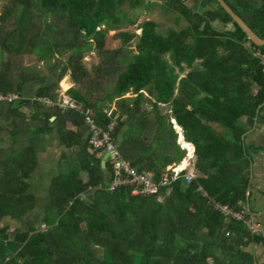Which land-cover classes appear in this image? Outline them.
I'll return each instance as SVG.
<instances>
[{"label": "trees", "instance_id": "trees-1", "mask_svg": "<svg viewBox=\"0 0 264 264\" xmlns=\"http://www.w3.org/2000/svg\"><path fill=\"white\" fill-rule=\"evenodd\" d=\"M5 1L0 16L2 91L24 94L26 84L39 79L36 72L22 69L25 53L45 62L51 73L59 68L55 80L36 89L37 97L54 101L58 81L71 70L77 86L67 94L104 129L109 124L105 110L114 105L112 138L122 158L136 170L156 175L184 156L170 116L158 106L166 105L185 141L194 146L197 177L190 183L179 179L169 192L161 188L157 197H132L127 187L109 192L110 167L102 168V158L90 148V135L83 141L60 125L68 121L82 128L83 115L54 108L56 119L50 124L44 104H15L16 110L8 111L10 124L0 127V143L12 147L18 137L47 133L56 125L61 143L78 146L79 152L74 168L50 185V202L39 224L46 225L43 232L34 224H20L37 206L28 193L38 164L35 149L0 157V264H253L245 248L264 240L251 236L240 222L225 221L214 204L239 209L245 195L248 163L241 140L264 105V58L256 55H264V47L254 46L217 0H207L216 11L202 14L192 13L184 0H166L164 5L187 24L185 29L161 36L155 23L145 22L139 35L115 34L121 44L113 50L107 49L108 32L102 28L123 24L125 17L117 12L122 0ZM224 1L264 40V5ZM129 7L137 9L139 1ZM216 21L233 30L216 31ZM93 49L100 62L89 70L82 58ZM67 51L66 61H50ZM1 52L9 54L6 61ZM103 80L111 84L110 91ZM128 92L135 97L123 98ZM144 104L150 112H142Z\"/></svg>", "mask_w": 264, "mask_h": 264}, {"label": "crops", "instance_id": "crops-1", "mask_svg": "<svg viewBox=\"0 0 264 264\" xmlns=\"http://www.w3.org/2000/svg\"><path fill=\"white\" fill-rule=\"evenodd\" d=\"M138 1H139V7L135 10H130L129 7L130 3L135 2V0H122V6H120L117 10V12L121 16H124L125 18L126 16L129 15L130 16L132 15L135 18V19H131V20L127 19L126 21L125 20L123 21L126 22L128 26H130L131 28L137 27L138 35L140 32L139 26L141 24L145 22H152V21H148V18H150L153 15L154 11H161L162 17H164L163 19L164 21L168 22L170 20V18L166 20L167 18L166 16H168L169 14L170 16L172 15L171 19L175 21V23H179L180 25L185 27L187 26V24L184 21L178 19L179 17L177 14L168 11L166 5H164V1L166 0H138ZM241 1L248 3V5L252 6L253 8H260L263 7L264 5V0H241ZM184 3L185 6L188 7L192 13L202 14L208 11H216L215 5H213V3H208L207 0H184ZM122 7L123 9L127 7L129 15H127V12H122V13L120 12ZM139 18L141 19V21L143 20V22H140ZM212 26L216 31L219 32H227L233 30V26L231 24L224 25L220 21L214 22ZM185 27L178 31L175 29H170V30L179 32L185 29ZM118 33H135V32L130 31V32H118ZM69 53L71 52L68 51L64 52L63 55L55 54L54 58H52L50 61L54 62L58 58H61L62 61H66L69 56ZM27 55H32V54L25 53L23 55L21 67L27 74L34 73V71H27V69L24 67L25 66L24 58ZM40 63H42L43 65L45 62H40ZM188 70L189 69H185V71L179 75L180 78L184 77L187 74ZM58 73H59V68L57 69L56 72L51 73L49 72L48 67L46 69V73H42L41 71L40 72L38 71V73L36 72V74L39 76V79L28 82L25 86L24 95L27 97L26 101L27 102L33 101V97L35 96L34 93L36 89L40 85H43L46 82H49L50 80H55ZM63 83L67 86L66 90L62 86ZM57 85L58 86L55 91L56 93L55 100L51 101L49 100V98H45V100H47L49 104H53V105L44 104L45 107L47 108V114L50 116L49 118L50 124L54 123L56 119L53 116V114L57 113L56 110H59L56 106H54V104H56L59 101L61 95L69 96L67 94V91L77 86L71 78V70H68L62 76V78L58 81ZM142 93H145V91H142ZM158 106L160 109H164L171 114L170 122L171 120L175 121L172 116L171 110L168 106L166 105H158ZM9 107L10 106H4L3 107L5 110L4 113L3 114L0 113V118L4 117L5 115L6 120L4 118L3 119L7 121L6 125L4 126L0 125V127H2L3 129L7 128V126L10 124V118L8 116V111L10 109ZM54 108H56V110ZM150 110L151 108L149 107V111L146 112L148 113L150 112ZM164 110H162L163 115H164L163 112ZM20 111L23 112L25 115L30 114V111L27 108H23ZM110 111L114 112L115 106L113 108L111 106ZM65 112H69V111H65ZM135 112H139V108H135ZM242 122L244 123L246 121L243 119ZM60 125L62 126V128H64L66 132H71L74 134L81 135V140L83 141H85L89 137V129L87 126L79 128L75 126L72 122H68V121H66L65 123L62 122ZM56 129L57 126L54 125L53 128H51V130H48L47 133L28 134V135L20 136L17 138L15 145H13L12 147L7 142L0 143L1 158H4L9 154H13L21 149H25L28 147H33L35 149V154L37 156L38 164L33 172L32 184L31 187L28 189V193H30V195H33L36 198L37 206L35 211L27 215L24 219V221H26L27 224L29 225H33L34 223L40 224V222L42 221L45 215V210L50 202L49 190H50V185L54 180V178H56L60 174H67L69 171H71L72 168H74V166L78 162V152H79L78 146L67 147L66 145H63L61 143V140L59 139V135ZM216 129L219 130L220 133L224 132V130L220 127L219 128L216 127ZM182 137L184 139L183 135ZM71 138L73 139V137ZM241 144H242L243 156L248 163V169H247L248 185L245 191L244 198L238 205L239 209L238 208H234V209L240 210L242 208H246L250 213L255 214L257 224L259 225L260 228L264 230V105L260 107L257 114L255 115V118L249 125V129L242 136ZM191 145L193 146V144ZM176 164L178 163L170 164L167 167H164V169ZM81 176L83 179L86 178L85 171L81 172ZM246 195L248 196L246 197ZM13 224L18 225L19 223H16L14 221ZM245 250L248 251L253 256L254 258L253 264H264L263 243H250L245 248Z\"/></svg>", "mask_w": 264, "mask_h": 264}, {"label": "built area", "instance_id": "built-area-1", "mask_svg": "<svg viewBox=\"0 0 264 264\" xmlns=\"http://www.w3.org/2000/svg\"><path fill=\"white\" fill-rule=\"evenodd\" d=\"M256 55L264 58L263 55L258 53ZM26 100L27 97L23 93L16 91L4 92L0 89V108L22 103ZM33 101L45 105L49 104L45 98L37 96L33 97ZM54 106L62 112L75 111L85 117V125L89 129V144L92 152L97 153L101 158L108 155L106 165H109L111 172L105 189L109 192L121 187H127L132 197H157L161 188H167L169 192L179 179H184L186 183H190L195 179L194 148L191 143L183 139V131L180 126L176 125L175 121L171 120V123L176 130V141L180 149L184 152V156L178 164L163 169L156 175L153 171H138L122 158L112 138V133L117 126V122L112 116V111H105L109 119V124L107 129H104L99 127L91 117V114L84 111L72 97L61 95L59 101ZM158 200L160 201V198ZM214 207L224 217L225 221L240 222L251 236H258L264 239V230L257 224L256 215L250 213L246 208L236 210L219 203H215ZM46 228L45 224L39 226V230L42 232Z\"/></svg>", "mask_w": 264, "mask_h": 264}, {"label": "rangeland", "instance_id": "rangeland-1", "mask_svg": "<svg viewBox=\"0 0 264 264\" xmlns=\"http://www.w3.org/2000/svg\"><path fill=\"white\" fill-rule=\"evenodd\" d=\"M34 1H35L36 5H38L39 0H34ZM6 3H7V1L0 0V16L3 13V10L5 8ZM38 8H39V6H38ZM120 12L121 13L127 12V15H129L127 7H125V9H123V7H122ZM169 16H170L169 14H168V16H166L167 17L166 20H168V18H170V20L167 22V21L163 20L164 17H162L161 11H154L153 15L150 18H148V21H152L153 23L158 25L157 33L161 36H166L167 32L170 29H175L178 31V30L185 27V26L180 25L179 23H175V21H173L171 19L172 15L170 17ZM127 19L131 20V19H135V18L132 15L131 16L129 15V16H126V18L124 20L126 21ZM139 21L143 22V20L141 21L140 18H139ZM102 29H107L108 33H107V37H106V46H107V49H110V50L118 49L120 46L121 42L113 39V36L115 34H117L118 32H130L131 31V32H135L134 34L138 35L137 27L131 28L124 21H123L122 25L115 26V27H112V26L103 27ZM129 45H130V49H132L134 51L135 43L132 42ZM93 48H95V43H93ZM8 55L9 54H6V52H1V59L2 60L4 59V61H6L8 58ZM82 59H83V63L86 66V68L91 70L94 66H96L99 63L100 58H99L98 52L95 49H93L91 52L85 53L84 57ZM58 60L60 61L61 58H58L56 61H58ZM24 61H25L24 67L27 69V71H34V72L36 71L37 73H38V71L39 72L41 71L42 73H46V69H47L46 63H44L42 65V63L38 62L35 55L25 56ZM103 88L106 91H110L111 90V84L110 83L107 84V82H105V80H103ZM143 94L146 98H149V96L147 95L146 92ZM134 97H135V95L132 94L131 92H128L123 96V98H126V100H130V98H134ZM113 107L114 106L112 105V108ZM141 110H142V112L147 113L146 111H149V105L148 104L142 105ZM162 110H164V109H161V112H162ZM163 112H164V115L171 116V114L168 113L166 110H164ZM3 118L6 120V116L4 115V117L0 118V125H2V126L6 125V123H7V121H5ZM6 221H8V220H6ZM10 223H11V225H14L13 224L14 221H11ZM20 224L21 225H27V222L23 221ZM34 225H36V228L39 227V223H34Z\"/></svg>", "mask_w": 264, "mask_h": 264}, {"label": "water", "instance_id": "water-1", "mask_svg": "<svg viewBox=\"0 0 264 264\" xmlns=\"http://www.w3.org/2000/svg\"><path fill=\"white\" fill-rule=\"evenodd\" d=\"M220 3L221 8L233 19V21L242 29L243 33L246 35L247 39L256 47H264V40L258 39L253 32L243 23V21L231 10L224 0H217ZM26 102L19 104V107ZM11 110H16L14 105L9 107ZM108 155H105L102 159V168H106V159Z\"/></svg>", "mask_w": 264, "mask_h": 264}]
</instances>
